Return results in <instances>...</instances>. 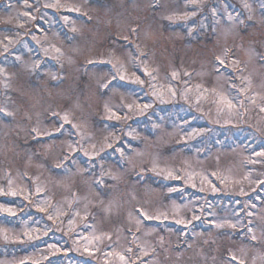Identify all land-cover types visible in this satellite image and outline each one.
I'll use <instances>...</instances> for the list:
<instances>
[{"label":"rangeland","instance_id":"1","mask_svg":"<svg viewBox=\"0 0 264 264\" xmlns=\"http://www.w3.org/2000/svg\"><path fill=\"white\" fill-rule=\"evenodd\" d=\"M262 109L264 0H0V264H264Z\"/></svg>","mask_w":264,"mask_h":264},{"label":"trees","instance_id":"2","mask_svg":"<svg viewBox=\"0 0 264 264\" xmlns=\"http://www.w3.org/2000/svg\"><path fill=\"white\" fill-rule=\"evenodd\" d=\"M117 86L123 87V86H121V84H118ZM128 88H131V89L135 90L133 85L128 86ZM163 108H165V110H168L169 108H172V105L166 103V104H164L162 106V109ZM177 148H179V147L177 146ZM179 182L180 181L177 180V179H174L173 182H171L170 180L164 182L161 179L157 178L155 184L157 185V184L160 183L163 188H166L168 186H174L177 189L175 191V194H174L175 196L174 197H176L178 201H182V200H184L186 198H192V197L197 198L199 196L198 193L192 191L188 186H185L182 189L181 186L179 185ZM180 191H181V193H178ZM220 196L224 198L225 202L227 201V199L231 200V198H232V195L230 193H228V194H220ZM215 197L216 196L214 195V196L210 197L209 199H213ZM244 199H247V198L243 197V200ZM0 201H3L6 204H10V205H16L17 198L16 197H12V198L5 197L3 199H0ZM26 202H27V204H30V207H29V209H28V206H26L25 208L28 209V211L30 210L31 212H36L35 214L34 213L33 214L29 213V214H26L25 216L16 215V214H13V215L2 214V215H0L1 220L6 225H12V224L19 225L20 222H22V220H25L26 218L30 217L32 222H34V223L37 220L40 221V226L39 225L38 226L41 227V229L40 228H38V229L42 230L43 225H46L47 223H49V221L46 218L47 215L37 211L36 209H34L32 207V205H33L32 202H30V201H26ZM27 204H25V205H27ZM17 208L19 209L20 212L24 211V209L22 207L18 206ZM44 222H45V224H44ZM50 222L52 223V221H50ZM42 223H43V225H42ZM53 225H54V223H53ZM44 227H43V229H44ZM89 227H90L89 225L86 226V230H88ZM193 231H194V229L192 228V232ZM57 235L59 236V233ZM55 236H56V234H55ZM39 239H40L39 243H38L39 247H43V246L45 247L47 245H50L51 243H56V241L52 242L50 237H43L42 238V236H41ZM3 250L6 251V250H10V249L8 248V246L0 244V253L3 252ZM24 250L26 252L29 249L26 248ZM77 255H72V253L69 250L67 255L61 256V258L60 257H56V256H54V257L47 256V258L42 263H39V264H67L68 262H69V264H73V262L75 264H91V261H87L86 259L80 260L78 256H81V255L80 254L78 256ZM27 264H31V263H27Z\"/></svg>","mask_w":264,"mask_h":264},{"label":"snow or ice","instance_id":"3","mask_svg":"<svg viewBox=\"0 0 264 264\" xmlns=\"http://www.w3.org/2000/svg\"><path fill=\"white\" fill-rule=\"evenodd\" d=\"M24 14L28 15V13H24ZM220 63H223V61H220ZM173 75H175V73ZM225 102L228 104V107H232L231 101H225ZM129 107H131V106H129ZM262 110H264V109H262ZM64 119L67 120V116H65ZM169 175H171V174L169 173ZM12 194L15 195V192H13ZM40 210L44 211L43 208H41ZM49 219H52V216H49Z\"/></svg>","mask_w":264,"mask_h":264}]
</instances>
